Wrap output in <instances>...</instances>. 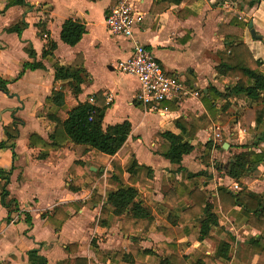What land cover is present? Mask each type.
Masks as SVG:
<instances>
[{
    "label": "crops",
    "instance_id": "0c3cea01",
    "mask_svg": "<svg viewBox=\"0 0 264 264\" xmlns=\"http://www.w3.org/2000/svg\"><path fill=\"white\" fill-rule=\"evenodd\" d=\"M28 1L33 4L29 10L20 5L4 9L5 2H0V40L14 46L16 38L20 37L16 32H7L5 27L15 23L17 15L25 16L29 25L23 30L21 38L34 42L37 58L42 59L46 39L31 37V29L35 27L39 31L35 23L41 18L47 19L50 36L58 43L56 56L67 63L77 53H82L91 79L82 84L78 97L72 94L69 86L65 88L67 109L102 91L109 103L104 126L124 120L132 123V130L116 155L122 164L135 157L140 164L149 165L154 170L149 189L133 184L139 190V199L153 215L148 235L140 242L147 253L146 261L160 264L157 254L168 253L159 243L173 242L177 243L180 253L186 255V264H193L200 254H212L216 250L214 239H223L230 232L235 242L228 256L221 257V260L225 264H257L260 252L248 241L260 232L246 223L240 206L227 213L221 212L218 225L212 224L205 216L189 223V233L178 225L173 227L175 237L157 231L160 227H172L169 220L172 205L166 200L165 192L179 182L188 190L200 187L207 192L208 199L218 195L220 186L234 191L245 187L264 198V160L257 164L253 173L242 179V185L226 172L232 154L244 149L242 145L251 144L263 129L253 123L251 130L246 131L236 122L242 105L251 100L247 96L236 98V103L219 114L220 121L211 117L198 121L200 128L196 136L187 137L195 149L182 160L186 171L177 170L178 164L156 152L155 134L162 130L180 132L174 122L176 118L184 116L190 119L193 115L207 112L201 90L208 91L210 86L224 89L223 75L216 70L221 60L218 51L225 46L218 28L233 16L248 20L244 40L254 57L261 61L260 70L264 73V0L253 6L249 5L250 0H196L192 3L182 0L160 12L151 9L155 0L136 3L137 11L143 13L142 20L135 27L136 38L153 52L166 71L175 76L189 93H181L178 102L168 101L174 102V108L147 107L139 101L136 104V76L115 72L119 69V61L129 57L133 48L131 38L112 34L106 25V16L118 0ZM69 17L78 18L86 25L85 34L74 46L60 38L62 23ZM30 18H35V21H30ZM251 21L258 36L251 32ZM54 25L59 39L54 35ZM26 60L31 58L24 47H0V76L9 80L16 77ZM43 62L46 68L27 69L19 79L9 82V93L0 90V142L7 138L4 126L13 120L14 112L24 120L14 148L17 156L14 157L11 147H0V169H12L7 187L20 207V210L12 212V220L8 221L9 209L0 199V262L31 264L28 251L38 248L47 257V264H75L77 257H86L96 264H130L115 254L121 248L129 250L132 236L136 235V232H122L121 218L125 215L116 217L113 206L106 205L110 211L105 217L107 223L99 222L107 193L119 186L112 177L113 156L92 150L78 153L77 146L70 143L63 148L51 149L45 158H40L41 147L29 145V136L33 132L50 139L54 124L46 120L51 108L46 99L54 87L58 88L64 82L55 81L52 64L46 59ZM217 131L220 132L218 138L215 137ZM207 141H212V147L206 146ZM225 142L228 147H224ZM220 144L222 147H219ZM258 148L264 152V141L259 142ZM231 150L235 151L231 153ZM227 152L231 155H226ZM204 155L210 156L209 162L203 160ZM78 160L84 162L81 166L83 172L74 176L71 167ZM198 171L205 173L189 176V172ZM125 176L128 177V173ZM98 180H102L103 184L98 185ZM93 190L104 199L86 204ZM68 202H78L81 206L69 209V217L60 229L42 216L44 211ZM26 212L31 215V223L26 218ZM70 244L77 246L67 251L66 246Z\"/></svg>",
    "mask_w": 264,
    "mask_h": 264
},
{
    "label": "trees",
    "instance_id": "16d2710c",
    "mask_svg": "<svg viewBox=\"0 0 264 264\" xmlns=\"http://www.w3.org/2000/svg\"><path fill=\"white\" fill-rule=\"evenodd\" d=\"M180 1L182 0H155L151 9L160 12ZM184 1L192 3L196 0ZM258 1L250 0L249 5L253 6ZM0 2H5L4 9L15 5L26 7L28 10L33 7V4L28 0H0ZM47 23V19L43 20L42 18L35 23L39 32L45 34L46 39L41 53L42 59L37 58V51L29 42L30 45L24 46V50L31 60L23 61L19 74L11 80L0 76V90L9 93L7 84L19 79L27 69L46 68L43 59L52 64L55 81H64L60 87H54L51 95L46 99L47 104L51 107L47 112L46 120L53 123L54 128L49 135V140L44 139L36 132L31 133L29 145L41 147V152L38 155L40 158H45L51 149L63 148L70 143L77 146L78 153L92 150L95 153L112 155V177L119 183V186L107 193L106 204L102 208L99 222L101 224L107 223L105 217L109 216L110 211L106 205L113 206V214L116 217L125 215L121 218L122 232L124 234L136 232V235L132 236V244H130L129 250L121 248L115 251L116 256L119 259L127 260L130 264H150L146 261L147 253L140 246V242L148 235L153 215L151 209L139 199V190L133 187V184H138L142 189H149L154 170L149 165L140 164L135 157L126 164H122L121 159L116 155L131 132L132 123L129 120H124L104 126V117L109 103H107V98L102 91L92 95L94 97L93 102L88 98L67 109L65 88L69 86L72 94L78 97L82 92V84L88 80L91 81V79L84 66L82 53H77L76 57L67 63L62 62L56 56L55 50L58 43L50 36ZM248 23V20L235 15L229 22L221 23L218 28V33L224 37L225 46L221 51H218L221 60L216 66V70L223 75L225 87L220 90L216 86H210L208 91H200L207 112L200 116L193 115L190 119L184 116L176 118L174 122L180 128L178 133L162 130L155 134V138H157L156 152L170 162L178 164L177 170L186 171V168L182 166V160L185 155L190 154L195 149V145L188 141L187 137L196 136L200 128L198 121L202 122L207 117L220 121L219 114L224 113L233 103H236L234 102L236 98L241 96H247L251 101L242 105L241 111L237 113L236 122L246 131L251 130L253 123L258 127H263V129L256 134L255 140L251 144L242 145L244 149L232 154L226 172L242 185V179L253 173L257 169V164L264 160V152L258 148L259 142L264 141V73L260 70L261 61L254 57L244 40V31ZM28 25L25 16H22L15 23L5 27V30L16 32L21 37L23 30ZM85 32L86 25L84 22L78 18L69 17L62 23L60 38L63 42L74 46L82 39ZM138 103L137 100L136 104ZM173 103L161 101L157 106L174 108L176 105ZM218 103L220 104L218 105ZM146 106L151 107L153 104L149 103ZM22 124H24V120L15 115L14 112L13 120L4 126L7 138L0 142V147L13 149L14 157L17 156L14 148ZM212 145V141H207L206 146L212 147ZM219 147L222 145L220 144ZM209 157V155H204L203 160L209 162ZM83 163L82 160H78L71 167V173L74 176L83 172L81 167ZM11 173L12 169H0V199L1 203L9 209L8 221L12 220V212L20 210L18 200L11 196L7 187ZM125 173H128V177L125 176ZM203 173L205 172H189V176L193 177ZM97 179L98 174L95 175V180ZM102 184L103 181L98 180V185ZM165 198L172 205V211L169 215L172 227H160L157 231L173 237L176 236L173 231V227L176 225L189 233L191 231L189 223L201 220L205 216L212 224L218 225L221 212L227 213L235 209L236 206H240L242 208L241 214L246 223L260 232L252 236L248 242L260 252L257 264H264V198L261 194L245 187L234 191L228 187L220 186L218 195L208 199L207 192L200 187L197 186L193 190H188L179 182L166 190ZM103 199L102 195L93 190L91 198L85 203L91 205ZM80 206L81 203L68 202L52 210L44 211L42 216L54 224L57 229H60L69 217V209ZM26 215L27 220L31 223L30 213L26 212ZM214 241L216 250L212 254H200L198 260L193 264H225L221 257L228 256L235 238L228 232L225 238L214 239ZM76 246V244L67 245L66 250ZM159 246L168 253L162 256L157 254L160 257V264H186L187 257L180 253L177 243L161 242ZM28 258L31 264H47L48 260L39 252L38 248L30 249ZM89 263L96 264L95 261H90L86 257L75 259V264ZM0 264H6V262L1 261Z\"/></svg>",
    "mask_w": 264,
    "mask_h": 264
},
{
    "label": "built area",
    "instance_id": "2783aa9c",
    "mask_svg": "<svg viewBox=\"0 0 264 264\" xmlns=\"http://www.w3.org/2000/svg\"><path fill=\"white\" fill-rule=\"evenodd\" d=\"M138 1L140 0H118L105 19L112 34L133 40L130 56L120 60L117 67L126 74L136 76V99L143 105L151 103L157 107L161 101L178 102L181 93L188 95V91L184 90L182 83L170 75L153 52L135 36V27L143 18V13L137 11ZM111 99L110 97L109 100ZM90 101H94L93 96ZM215 137H220L219 131L215 132Z\"/></svg>",
    "mask_w": 264,
    "mask_h": 264
},
{
    "label": "rangeland",
    "instance_id": "374dc122",
    "mask_svg": "<svg viewBox=\"0 0 264 264\" xmlns=\"http://www.w3.org/2000/svg\"><path fill=\"white\" fill-rule=\"evenodd\" d=\"M17 16H16V21L20 19V17L19 16L17 17ZM30 21H35V18L34 19L30 18ZM53 30H54V35L56 36L57 39H59V36H58V33H57V30H56V26L55 25L53 26ZM31 37H33V38H39V39H43V40L45 39V35L44 34H41V32H39L35 27H32V29H31ZM31 44L35 46V43L32 42V41H31ZM23 45L24 46L25 45H30V43L27 42V39L24 40L23 37L22 38L20 37L18 39L16 38V42L14 43V46L11 45L10 43L4 41V40H0V47H24ZM119 71H121V70H119V69L117 70L116 69L115 72L116 73L118 72V74H119L120 73ZM231 120L232 119H230V123L232 122ZM234 151L235 150H231V153L234 152ZM226 155L230 156L231 154L227 152ZM217 159H219V157ZM18 214H20V213H18Z\"/></svg>",
    "mask_w": 264,
    "mask_h": 264
},
{
    "label": "water",
    "instance_id": "95a60500",
    "mask_svg": "<svg viewBox=\"0 0 264 264\" xmlns=\"http://www.w3.org/2000/svg\"><path fill=\"white\" fill-rule=\"evenodd\" d=\"M250 29H251V32H252V34L254 35V36H258L257 34H256V31H255V28L253 27V22L251 21L250 22ZM228 143L227 142H225L224 143V147H228Z\"/></svg>",
    "mask_w": 264,
    "mask_h": 264
}]
</instances>
